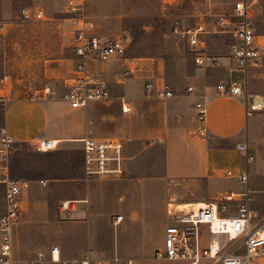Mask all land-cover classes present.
Returning a JSON list of instances; mask_svg holds the SVG:
<instances>
[{
  "label": "rangeland",
  "instance_id": "obj_1",
  "mask_svg": "<svg viewBox=\"0 0 264 264\" xmlns=\"http://www.w3.org/2000/svg\"><path fill=\"white\" fill-rule=\"evenodd\" d=\"M234 1L76 0L75 3H83V8L70 12L68 0H0V81L8 76L6 85L0 87V132L3 128V99H5L1 96L6 93L14 99L35 97L42 98V101H47L51 96L54 108L59 105L60 98L54 97H61L63 90L58 88L56 80L59 78V73L73 69L76 58L71 27L73 18L93 20L101 36L124 34L129 37L126 56L136 60L140 69L134 77L127 80L126 84H114V89L118 94L131 98L135 105L134 111L137 109L138 98H143L151 100V107H154L158 113L161 112L162 106L159 98L154 95L157 85L168 84L176 92H182L188 84H196L194 77L198 73L205 74L204 68L215 69L213 66L196 65L193 52L186 40L176 32V28H193L200 20L211 19V15L228 13ZM25 7L43 9L44 18L25 20L21 16V10ZM252 19L264 45V0L257 1ZM209 22L208 27L214 28L213 23ZM233 42V38L228 34L206 36L207 51L216 55H228ZM103 65L107 66L112 79L123 78L121 60L102 63L101 66ZM251 73L252 81L249 86L263 89L264 46L262 65L251 68ZM218 77V75L212 76L211 82H215ZM233 78L243 81V72L231 73L227 70V81L230 82ZM52 84L56 93L46 91L47 86L51 87ZM150 84L154 87L151 98L147 97ZM88 109L94 113L92 116L95 119L89 120V131L77 135L76 131L83 126L86 127L90 119ZM133 113H123L116 103L109 106L95 103L83 109L70 108L67 122H60L58 128L65 136L72 134L85 136L89 132L93 135H115L127 138L133 123L131 120ZM76 140H70V156L74 164H78L80 159V150L77 146L80 142ZM250 143L255 156L251 171L257 174L259 181L264 184V116L257 123ZM127 144L134 145L135 142L128 139ZM151 153L152 151H144L133 161L136 162L138 172L145 177L152 176L153 171H160L163 168V156L160 155L154 163ZM132 154L133 151L130 155ZM49 161L50 158L35 146H28L23 142L15 144L12 154L14 174L25 172L29 175H42V171L50 167ZM55 163L56 161L53 160V169L57 167ZM94 190L98 193L97 196H104L99 206L95 207L97 224L92 225V230L86 225L71 228L68 241L75 253H80L83 249L90 250L94 256L110 260L109 264H126L129 259H133L132 264H144V262L145 264H183L181 261H159L155 257L157 245L163 246L165 228L169 224L166 200L170 192L177 189H165L159 186L157 189ZM121 195L125 197V201L120 198ZM131 199L137 200L139 206L142 200L149 202L152 216L147 234L144 231V224L140 221L131 222L127 218L118 226H112L109 221V217L113 214L119 211L125 212L126 201ZM170 200L180 201L176 195H170L168 202ZM257 204L259 207H264V194L257 195ZM230 206L231 209H236L234 202H231ZM253 208L258 215H264V210L258 211L254 205ZM115 254L119 256V260H114Z\"/></svg>",
  "mask_w": 264,
  "mask_h": 264
},
{
  "label": "crops",
  "instance_id": "obj_2",
  "mask_svg": "<svg viewBox=\"0 0 264 264\" xmlns=\"http://www.w3.org/2000/svg\"><path fill=\"white\" fill-rule=\"evenodd\" d=\"M97 33L99 34L98 31ZM101 64L100 67L107 71L113 86L118 84L117 81L120 78L112 79L107 66H101ZM197 66H213L215 69L204 68L205 74L198 73L194 77L196 84H188L182 92H176L173 88L176 93L175 97L159 98L162 106L161 112L157 113L154 107H151V100L143 98H138L137 109L134 111L135 105L131 100L134 113L131 116L133 123L128 131L129 137L86 133V135L96 137H117L125 141L128 156L127 169L120 178H88L84 172L83 151L80 143L77 144L80 150L79 162L78 164L73 163L70 156V140H76L83 136H73L74 134L65 136L61 131L59 132V123L67 122L70 116V106L63 99V95L54 97L60 98L56 108H54L51 96L47 101L35 97L14 99L8 93L1 96L8 97L3 104V127L16 140V143L23 142L28 146L36 147V143L42 138H53L59 141L56 149L42 151L45 156L50 158L48 165L50 167L43 170L42 175H29L25 172L14 174L12 167L14 176L28 179L31 183L23 196L22 219L13 227L12 231L13 253L19 264L34 258L38 252L49 256L50 250L55 246L59 248L60 254L64 258H77L85 252H90V250L83 249L80 253H75L70 248L68 233L71 228L82 225H86L92 230V225L97 224L95 223L97 219L95 207L99 206L104 196H97L98 193L94 189H157L160 186L165 189H177L168 195L167 206L171 201L175 203L217 202L226 203L231 211H235L236 209H231L230 205L231 202H234L237 208V202L225 199L231 193L239 194L249 188L253 192L252 207L254 205L258 211L264 210V207L256 205L257 195L264 194V184L259 181L258 175L251 171V164L255 160V156L250 143L257 123L264 116V108L248 115L247 106L242 96H223L217 89V85L220 83L229 84L232 81H237L250 94L264 96V88L254 89L249 86L252 81L251 68L255 67L239 70L227 58H224L218 65ZM222 67L224 68L221 69ZM225 68L231 73L243 72L244 80L239 81L233 78L228 82ZM71 73L72 70L66 69L59 73V78L56 80L58 88L62 89L63 93L65 80ZM214 75L219 77L215 82H211V77ZM126 83L127 81L122 84ZM5 85L6 80L0 87ZM189 85H193L195 88L191 94L187 91ZM54 86L56 85L54 84ZM51 87V93H56L53 84ZM147 97L151 98L152 94L149 96L147 93ZM204 98L208 102V114L204 123L207 133L201 136L199 129L203 124L197 120L195 103ZM114 103L122 111L120 104ZM87 111L90 119H88L86 127L83 126L82 129L76 131L77 135L89 131V120L94 121L95 119L92 116L94 113L89 109ZM128 139H131L135 144L128 145ZM148 141L150 142L148 143ZM244 141H247L249 151L253 154V159L249 163H246L243 154L238 149V144ZM131 151H133L132 155H130ZM144 151H152L154 163L160 155L163 156L162 170L151 172L152 176L149 177L141 175L136 169V162H133ZM53 160L56 161L55 165L57 166L54 169ZM228 171H231L232 175H229ZM244 171H247L249 175L247 182H241L238 178ZM40 180H44L45 184H42ZM243 185L244 187H242ZM5 189V185L0 183V217L5 214L7 209ZM170 195H176L180 201L170 200L168 202ZM120 198L123 201L126 200L123 195ZM126 203L127 210L125 212L119 211L109 217L112 226H118L128 218L131 222H142L145 234H147L152 216L149 202L142 200L139 206L137 200L131 199ZM117 215H122L119 222H115ZM204 230V244H206L208 236L205 227ZM159 248L161 247L157 245V249ZM114 257L119 258L116 254ZM129 260H132L133 263V259ZM253 264H264V257L257 259Z\"/></svg>",
  "mask_w": 264,
  "mask_h": 264
},
{
  "label": "built area",
  "instance_id": "obj_3",
  "mask_svg": "<svg viewBox=\"0 0 264 264\" xmlns=\"http://www.w3.org/2000/svg\"><path fill=\"white\" fill-rule=\"evenodd\" d=\"M68 0V11L75 12L83 8V3ZM83 1V0H81ZM258 0H235L228 13L211 15L209 20H200L193 28H176V32L186 40L194 54L197 65H218L224 58L229 59L239 70L262 65L263 44L252 16ZM25 20H39L45 16L41 8L25 7L21 10ZM213 23L214 28L208 27ZM74 59L71 75L65 80L63 99L72 109H81L92 103L110 105L118 102L124 113L133 111L131 98L118 94L109 79L107 71L100 67L101 63L112 60L123 62V78L117 83H125L134 77L140 69L139 63L126 56L129 37L119 34L104 37L97 33L93 20L73 18ZM209 34H228L234 42L228 55H215L207 51L206 36ZM8 76L1 79L4 85ZM153 84L148 88L150 96ZM220 95L242 96L247 106V114L264 108V96L250 94L241 83L232 81L229 84L217 85ZM195 90L193 85L187 87L188 93ZM47 92L52 87L47 86ZM154 95L160 99L176 96L168 84L155 87ZM8 99L6 97L3 100ZM197 120L203 124L199 129L201 135L207 133L205 121L208 114L207 99L195 103ZM82 145L84 172L88 178H120L127 169V152L125 141L117 137H96L85 135L77 139ZM58 140L42 138L36 143L38 150H53ZM16 140L6 128L0 132V183L4 184L7 209L0 217V264H19L13 253V227L19 223L23 214V196L29 189L30 180L16 177L12 172V154ZM239 151L246 163L253 159L249 144L240 142ZM232 175L231 171L227 172ZM248 173L244 171L238 176L241 182L248 181ZM45 184L44 180H40ZM253 192L247 188L239 194L231 193L226 201L237 202L235 211H231L226 203L204 202L175 203L167 206L170 223L165 229L163 246L156 250L155 257L159 261H181L183 264H253L264 257V215H258L252 207ZM122 215L115 218L119 222ZM206 228L208 241L204 244ZM205 231V230H204ZM115 260H119L115 257ZM22 264H109V260L95 257L85 252L77 258H64L57 246L50 250L49 256L38 252L34 258ZM126 264H132L128 260Z\"/></svg>",
  "mask_w": 264,
  "mask_h": 264
},
{
  "label": "bare ground",
  "instance_id": "obj_4",
  "mask_svg": "<svg viewBox=\"0 0 264 264\" xmlns=\"http://www.w3.org/2000/svg\"><path fill=\"white\" fill-rule=\"evenodd\" d=\"M204 202H199L200 205H203Z\"/></svg>",
  "mask_w": 264,
  "mask_h": 264
}]
</instances>
